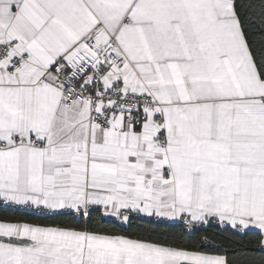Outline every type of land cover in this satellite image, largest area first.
<instances>
[{"label":"snow or ice","instance_id":"1","mask_svg":"<svg viewBox=\"0 0 264 264\" xmlns=\"http://www.w3.org/2000/svg\"><path fill=\"white\" fill-rule=\"evenodd\" d=\"M0 264H264V0H0Z\"/></svg>","mask_w":264,"mask_h":264},{"label":"trees","instance_id":"2","mask_svg":"<svg viewBox=\"0 0 264 264\" xmlns=\"http://www.w3.org/2000/svg\"><path fill=\"white\" fill-rule=\"evenodd\" d=\"M137 223H142L144 228H155L156 227V225L149 224V223H146V222H137Z\"/></svg>","mask_w":264,"mask_h":264}]
</instances>
